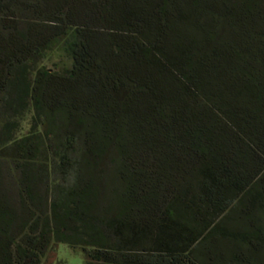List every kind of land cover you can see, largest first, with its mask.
Instances as JSON below:
<instances>
[{
  "label": "trees",
  "instance_id": "obj_1",
  "mask_svg": "<svg viewBox=\"0 0 264 264\" xmlns=\"http://www.w3.org/2000/svg\"><path fill=\"white\" fill-rule=\"evenodd\" d=\"M264 264V0H0V264Z\"/></svg>",
  "mask_w": 264,
  "mask_h": 264
},
{
  "label": "rangeland",
  "instance_id": "obj_2",
  "mask_svg": "<svg viewBox=\"0 0 264 264\" xmlns=\"http://www.w3.org/2000/svg\"><path fill=\"white\" fill-rule=\"evenodd\" d=\"M48 260V264H85L82 253L70 248L66 244L58 245L49 254Z\"/></svg>",
  "mask_w": 264,
  "mask_h": 264
}]
</instances>
